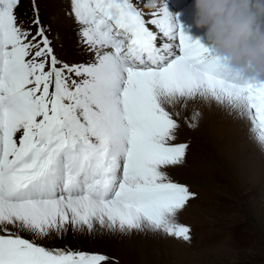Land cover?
<instances>
[{"label": "snow or ice", "instance_id": "obj_1", "mask_svg": "<svg viewBox=\"0 0 264 264\" xmlns=\"http://www.w3.org/2000/svg\"><path fill=\"white\" fill-rule=\"evenodd\" d=\"M69 3L82 61L57 57L38 15L24 27L20 0H0V264L108 259L50 246L68 236L190 242L178 214L196 194L168 172L189 148L176 142L178 106L215 102L264 141V83L187 34L167 0Z\"/></svg>", "mask_w": 264, "mask_h": 264}, {"label": "rangeland", "instance_id": "obj_2", "mask_svg": "<svg viewBox=\"0 0 264 264\" xmlns=\"http://www.w3.org/2000/svg\"><path fill=\"white\" fill-rule=\"evenodd\" d=\"M48 11L54 13L51 21ZM16 13L33 32L37 15L42 24L48 21L46 34L57 57L65 60L63 26L75 24L69 0H20ZM175 111L180 113L176 142L185 141L189 148L185 161L168 172L196 194L178 214V221L191 229V242L172 237L183 246L176 247L153 237L150 253L130 249L122 259L102 249L75 250L105 255L104 264H264V151L250 124L246 132L223 135L207 129L200 116L193 120L195 108Z\"/></svg>", "mask_w": 264, "mask_h": 264}, {"label": "clouds", "instance_id": "obj_3", "mask_svg": "<svg viewBox=\"0 0 264 264\" xmlns=\"http://www.w3.org/2000/svg\"><path fill=\"white\" fill-rule=\"evenodd\" d=\"M162 0H147L151 9ZM193 23L232 71L264 83V0H194ZM256 140V139H255ZM261 151L264 141L256 140Z\"/></svg>", "mask_w": 264, "mask_h": 264}, {"label": "bare ground", "instance_id": "obj_4", "mask_svg": "<svg viewBox=\"0 0 264 264\" xmlns=\"http://www.w3.org/2000/svg\"><path fill=\"white\" fill-rule=\"evenodd\" d=\"M193 1L194 0H189L187 5L180 11V22L188 25L189 27L196 28L193 23L194 7H192V5L190 4ZM168 8L172 13L175 12L174 8H171L170 6H168ZM145 11L147 12L148 9H145ZM63 32V47L66 53L65 60L82 61L88 59L89 57L83 54L81 51L83 46L79 43V25L72 24L70 26H63ZM199 32L201 33V36H204L203 39H201V42L207 44L205 39V30L199 29ZM186 107L189 109L195 108L196 111H199V120L203 121V124L205 123L204 125H206L207 129H209L210 131H216L219 134L227 135L230 132L242 133L246 132V129L248 127V122L246 120L240 119L235 113L231 112L230 109L217 105L215 102H189ZM153 237H161L163 241H165V243L170 242L171 244H173V246L183 247L176 239L165 235L162 232L153 231H145L140 233L133 232L130 235L118 236L104 233H101L99 236L84 238H75L72 236H68L66 239L57 241L55 244L68 246L73 249H102L105 250L106 253L122 259L130 249H139L141 253L145 252L144 250L149 249L148 252L150 253L149 244L154 239Z\"/></svg>", "mask_w": 264, "mask_h": 264}]
</instances>
